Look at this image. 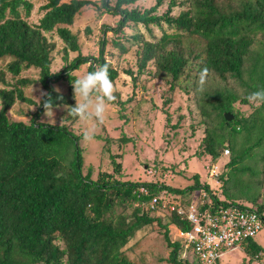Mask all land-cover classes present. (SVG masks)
<instances>
[{"label": "trees", "instance_id": "obj_1", "mask_svg": "<svg viewBox=\"0 0 264 264\" xmlns=\"http://www.w3.org/2000/svg\"><path fill=\"white\" fill-rule=\"evenodd\" d=\"M42 1L40 8L44 13L37 24H32L27 21L33 8L31 0H0V60L10 57L5 67H0V83L9 85L6 73L16 78L12 88H0V264H137L126 257L122 248L137 231L154 223L164 227V239L171 247L167 261L192 264L189 252H183L182 240H171L167 223L161 222L162 213L168 212L158 204L150 207L151 194L159 190V179H124L121 162L117 161L119 154L110 152L108 147L105 151L109 153L112 170L99 171L96 177H92L91 167L84 172L83 147L80 145L84 132L76 134L69 127L78 117L65 110L69 124L39 120L49 95L41 97L29 123L10 120L7 110L15 100L35 104L22 91V86H29L34 79L17 77L22 70L31 67L38 68V81L46 94H50L53 107L75 105L71 99L72 79L76 78L74 71L86 62L89 63L88 72L107 63L114 81L118 69L105 58V47L110 42L121 52H126L128 47L124 40L134 41L133 44L137 43V70H124L134 82L152 63L155 66L153 74L169 75L173 87L185 74L192 59L199 62L194 76V87H197L200 71L208 68L210 90L204 94L199 92L207 100L199 97V107L215 105L221 112L233 114L231 120H226L223 115H213L218 123L209 128L205 125L203 148L212 160H216L221 155L224 139L229 140L223 132L232 130L233 126L239 130V122L243 119L233 110V104L239 100L236 93L227 89L220 91L219 88L211 92V89L215 81L227 86L228 83L232 85V80H238L246 88L240 101L248 104L247 96L257 86L264 87V0H187L189 7L182 8L177 15L171 14L173 7H182L186 0H168L167 9L161 14L157 9L166 0H155L153 5L143 9L129 7L137 0H115L114 3L111 0ZM95 4L117 16L118 21L115 26H102L97 56L83 55L77 34L68 26L73 24L83 7ZM164 24L171 31L165 30ZM137 26L148 32L151 38H144ZM154 26L162 30L160 37L154 36ZM125 27L134 30L123 34ZM53 31L62 40V59L66 62L57 71L50 69L56 43L48 33ZM86 31L90 30L86 28ZM107 31L121 35L108 41ZM193 38H198V44L202 43L203 47L197 48ZM69 51H77L71 60H68ZM245 74L253 78L251 83L242 79ZM60 81L68 83L67 93L56 91L54 84ZM170 102V98L163 100L167 105ZM257 108L264 110V102L253 105L250 116L258 112ZM163 112L166 123H169L170 114L167 109ZM202 113L205 117L210 116L206 106ZM235 115L237 122H233ZM171 125L178 127L180 120ZM257 127L261 128L262 123L255 124L252 129ZM262 132V138L249 145L247 150L264 141V126ZM95 138L101 136L95 135ZM121 139L129 141L126 136ZM239 159L238 151L226 165L230 168ZM153 167L159 169L156 164ZM261 174L264 178V165ZM223 176L225 172L219 178ZM192 178L193 183L187 187L161 185V188L177 194L196 189L204 191L206 200H209L203 208L210 210L233 203L226 202L227 198H221L208 183L199 181L198 174L194 173ZM222 182L225 183L226 178ZM263 183L264 179V186ZM141 187H147L150 194H139ZM250 209L258 211L264 223V205L259 202V197ZM170 223L181 230L190 228V224L177 215L170 216ZM261 249L253 238L247 239L248 254L253 256ZM214 264H219L218 259Z\"/></svg>", "mask_w": 264, "mask_h": 264}, {"label": "rangeland", "instance_id": "obj_2", "mask_svg": "<svg viewBox=\"0 0 264 264\" xmlns=\"http://www.w3.org/2000/svg\"><path fill=\"white\" fill-rule=\"evenodd\" d=\"M31 1L33 8L27 21L37 24L44 13L40 8L43 1ZM114 1L111 0V3H114ZM154 3L155 0H137L134 4H130L129 7L137 6L143 9L150 7ZM167 6L168 0L157 9V13H163ZM187 7H189V2L186 0L185 5L182 7H173L171 14L177 15L182 8L186 9ZM117 21V16L103 11L102 8H98L95 4L83 7L81 12L76 15L73 24L68 27L77 34L80 53L97 56L100 48L99 41L102 37V26H115ZM86 28L90 31H86ZM137 28L143 33L144 38H151V35L142 27L137 26ZM163 28L171 31V29L166 27V24L163 25ZM152 29L154 36H161L162 30L160 28L154 26ZM133 30L131 27H125L123 34H130ZM118 35H121V33L114 35L111 31L106 32L108 41H110L109 38ZM48 36L56 43V48L52 53L53 59L50 69L51 71H57L66 64L62 59L63 43L55 31L48 33ZM192 41L195 46L198 45L197 48L203 47L202 43L198 44V38H193ZM133 42L124 40V44L128 47L126 52H121L110 42L105 47V58L118 69V76L113 81L116 88V99L108 104L105 123L97 127L96 135L101 136V138L94 137L91 141H85L83 137L81 138L83 171L87 172V169L91 167L93 170L92 177H96L99 171H111L109 153L107 150L105 151L108 147L110 152L119 154L117 161L121 162V174L124 179L149 180L164 178L163 181L166 184L183 188L193 183L192 175L195 173L198 174L199 181L208 183L221 198H227L226 202L238 203L251 208L256 198L259 197V202L264 205V186L262 185L264 178L261 174L262 166L264 165V141L254 146L253 149L247 150L249 145L263 136L264 110L257 108L258 112L250 116L253 111V105L257 106V103L248 101V104H244L240 101L244 96V89H246L244 84L238 80H232V85L228 83L225 86L226 83L215 81L211 89V92L216 90L215 88H219L220 91L227 89L236 93L239 100L233 104V110L235 113L239 112V117L243 119L239 122V130L233 126L232 130L226 133L225 131L223 132L229 140L224 139L225 143L224 147L220 149V157L212 160L203 148V139L206 135L205 125L209 128L210 125L218 123L213 115L215 117L224 116V113L229 111L221 112L219 107L215 105H212V107L205 105L210 116L205 117V113H202V110H205V106L199 107L198 104L201 102L199 97L207 101L204 95L201 94L210 90L209 85L211 83L207 80L205 90L201 94H199L198 86L194 87V80L196 79L194 76L199 66L198 60L190 59L185 69V74L174 83L173 87L170 85L171 78L169 75L153 74L155 66L152 63L148 64L147 68L143 73L139 74L134 82L132 77L124 72L125 69H131L134 72L137 70V54L135 50L137 43L133 44ZM76 55L77 51H69L68 60H71ZM9 60L10 57L1 59L0 67L4 68ZM88 65V62L80 65L74 71L75 76L78 77L88 73ZM17 77L34 79V82L29 86H22V91L25 96L34 100L35 104L15 100L14 104L8 108L7 116L12 121L29 123L46 90L38 81V68L24 69ZM6 79L9 85L0 83V88H12L14 86L16 78L6 73ZM242 79L247 84L253 80L247 74ZM54 86L59 89V92H68V83L66 81L57 82ZM166 98L171 100L168 105L163 103ZM71 99L75 103L74 91ZM121 102L124 103L121 104ZM165 109L170 114L171 121L169 123H166L165 120V113L163 112ZM65 110V105L55 106L53 107L54 115L52 117L47 116L44 111L39 120L52 124H69V121L65 119ZM178 119L180 120V125L174 128L171 124H174ZM237 119L238 117L235 115L233 122H237ZM260 122L262 127H257L253 130V126ZM87 126L79 118L69 124L71 130L76 134L85 132ZM123 136L128 137L129 141L124 142L121 139ZM231 146L234 147L233 150ZM226 148L230 150L227 155L224 154ZM238 151L240 155L239 161L228 168L226 162ZM199 152L201 154L197 155ZM214 163L218 167V176L209 177V167ZM154 164L160 170L155 169L153 167ZM151 168L153 170L149 172ZM172 169H175V171ZM159 172L158 176L157 173ZM224 172L225 177L223 176L220 179L219 176ZM215 177H218L219 183L216 182ZM225 178L226 182L223 183L222 180L224 181ZM222 183L224 186H222ZM160 217L162 224L167 223L169 238L171 240L180 238L175 225L170 223V215L162 213ZM163 232L164 227H160L157 223L145 226L136 232L137 234L122 250L127 258L137 264H172L167 261L171 247L167 246ZM253 240L263 248L261 249L260 257L264 261V223ZM246 248L247 240H244L238 248L222 250L218 258L219 264H243V262L253 264L254 258L248 254ZM190 259L192 264H199L192 255Z\"/></svg>", "mask_w": 264, "mask_h": 264}, {"label": "built area", "instance_id": "obj_3", "mask_svg": "<svg viewBox=\"0 0 264 264\" xmlns=\"http://www.w3.org/2000/svg\"><path fill=\"white\" fill-rule=\"evenodd\" d=\"M213 173L214 168L210 171L215 175ZM140 192L146 194L147 190L141 187ZM205 197L206 194L199 191L197 200L189 202L187 208L179 202L172 203L170 208L190 224L188 230L178 231L184 245L183 252H189V258L192 255L199 264H214L222 250L238 248L242 241L254 238L261 229L262 217L256 210L233 203L214 210L203 208L209 200ZM156 200L154 197L152 202ZM253 258V264H264L259 253Z\"/></svg>", "mask_w": 264, "mask_h": 264}, {"label": "clouds", "instance_id": "obj_4", "mask_svg": "<svg viewBox=\"0 0 264 264\" xmlns=\"http://www.w3.org/2000/svg\"><path fill=\"white\" fill-rule=\"evenodd\" d=\"M208 75H209V70L206 67L202 69L199 73L198 90L200 92H203L205 90V85L207 83ZM72 85L74 91L75 105H65V108L70 115L78 117L81 121H84L88 125L85 132L83 133V139L85 141H91L97 133L98 125H103L106 121L108 104L110 102L115 101L116 99L115 96L116 88L109 74V65L107 63L103 65H99L95 68L94 71L88 72L85 75L78 76L75 79H72ZM56 91L59 92V89L57 88ZM43 95H49V99L44 103V108H45V114L49 117H52L54 115V112H53V103L51 96L50 94H46V93ZM60 99H63V97L60 96ZM247 100L250 103H257V104L260 102H264V87L257 86L256 90L251 92L247 96ZM228 153H229V149L226 148L224 150V154L227 155ZM210 166L211 167L207 166L209 167V173H208L209 177L218 176V172H217L218 167L216 163ZM212 168L215 169V173H213L215 175L210 174ZM152 170L153 169L151 168L149 172H151ZM163 179L159 178L160 182L159 185H157L159 190L151 194L150 207L154 208L158 204L159 206H161V208L165 209L168 212L167 214H169L170 216L177 215L181 218V220H184L176 211H174L170 207L172 206V203L179 202L182 205V207L187 208L189 202L197 200L199 189L192 190L184 194L173 193L165 188H161V185H167L171 187H178V186L171 185L168 183L166 184L163 181ZM215 179L216 182L219 183L218 177H215ZM146 190H147L146 194L141 193L140 190H139V194L147 195L149 193L147 187ZM204 193L206 194L207 197V193L206 192ZM154 197H156L157 199L156 202H152V199ZM262 224H263V220H262ZM176 229L178 231L181 230L180 228L177 227ZM181 231H185V230H181ZM179 237L181 239L180 235Z\"/></svg>", "mask_w": 264, "mask_h": 264}, {"label": "water", "instance_id": "obj_5", "mask_svg": "<svg viewBox=\"0 0 264 264\" xmlns=\"http://www.w3.org/2000/svg\"><path fill=\"white\" fill-rule=\"evenodd\" d=\"M224 117L226 118V120H231L233 118V115L231 113H229V112H226L224 114Z\"/></svg>", "mask_w": 264, "mask_h": 264}, {"label": "crops", "instance_id": "obj_6", "mask_svg": "<svg viewBox=\"0 0 264 264\" xmlns=\"http://www.w3.org/2000/svg\"><path fill=\"white\" fill-rule=\"evenodd\" d=\"M263 249V248H262ZM261 252V251H260Z\"/></svg>", "mask_w": 264, "mask_h": 264}]
</instances>
